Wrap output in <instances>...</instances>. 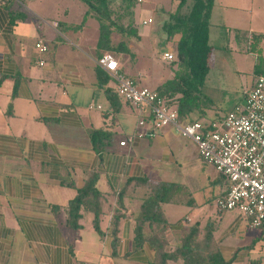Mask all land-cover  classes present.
Returning a JSON list of instances; mask_svg holds the SVG:
<instances>
[{
	"label": "crops",
	"instance_id": "1",
	"mask_svg": "<svg viewBox=\"0 0 264 264\" xmlns=\"http://www.w3.org/2000/svg\"><path fill=\"white\" fill-rule=\"evenodd\" d=\"M60 3L66 6L50 8L45 0L0 6V264H153L154 240L170 251L193 226L230 264H264V229L238 210H218L227 182L197 144L173 125L140 136L138 121L148 109L122 97L114 109L107 89L116 83L101 86L96 77L99 24L90 42L84 31L95 18L78 28L72 7ZM84 6L78 16H86ZM215 10L216 3L212 19ZM40 40L46 53L36 47ZM166 67L137 69L133 79L156 89L175 76L176 66ZM163 74L170 77L159 83ZM93 174L103 234L94 226L95 206L82 209L79 229L68 225V205ZM156 185H165L161 219L138 229Z\"/></svg>",
	"mask_w": 264,
	"mask_h": 264
},
{
	"label": "trees",
	"instance_id": "2",
	"mask_svg": "<svg viewBox=\"0 0 264 264\" xmlns=\"http://www.w3.org/2000/svg\"><path fill=\"white\" fill-rule=\"evenodd\" d=\"M80 1L86 5L88 12L78 28L84 26L89 16L94 17L99 24V38L96 45L97 61L107 53L114 54L117 58L123 53L134 57L135 55L126 41L114 45L112 40L117 31L121 34L140 38L134 21L125 27L126 25L120 22V15L114 17L110 0ZM133 1L142 3L143 0H131V4ZM178 2L176 10L163 25L167 40L176 42L175 57L171 63L172 67L176 66L177 70L174 78L165 81L154 90L169 108L177 111L181 119H190L191 122L198 121L207 125L215 120L223 119L227 114H220L216 111L215 115L210 118L206 115L208 108L202 104L205 98L203 88L210 71L213 52V47L210 44V28L216 0H179ZM236 35L238 38L251 37L253 39L251 51L254 54L260 52V44L264 40V34L238 30ZM120 72L133 79L127 75L122 67ZM253 75H264V58H261L260 62L255 65ZM96 77L101 86H108L110 82H115L112 76L99 65L96 66ZM136 84L138 85L137 82ZM107 93L114 109H117L121 96L116 91V85L115 88H108ZM222 177L226 180L228 187V180L223 175ZM97 181L98 176L96 174L91 175L86 185L79 189L75 198L70 201L68 225L71 228L79 229L81 227L79 223L81 211L91 205L92 207L95 206L93 210L95 229L98 233L103 234L100 227V209L96 206L101 194L97 188ZM164 188L165 185H156L152 194L144 201L143 209L146 216L137 225L138 229L148 225V223L153 225L154 221L161 219L160 208L161 204L165 202ZM226 191L222 196L226 194ZM118 219L119 216H115L110 230L114 238V246L118 244V223L116 222ZM199 233L200 229L193 226L190 232L182 238L179 246L170 251L165 248V241L154 240L152 245L157 254L156 262L153 264H167L170 260H182L184 264H230V261H226L212 247L209 236L205 235L199 239Z\"/></svg>",
	"mask_w": 264,
	"mask_h": 264
},
{
	"label": "built area",
	"instance_id": "3",
	"mask_svg": "<svg viewBox=\"0 0 264 264\" xmlns=\"http://www.w3.org/2000/svg\"><path fill=\"white\" fill-rule=\"evenodd\" d=\"M9 1L0 0V6ZM36 47L40 53L48 51L41 40ZM174 57L172 49L163 54L167 61ZM97 65L112 76L117 93L129 105L139 111L148 109V117L138 121L140 136H155L157 129L173 125L183 136L193 139L201 158L229 182L226 194L216 201L218 210H238L250 226L264 229V75L254 76L242 103L223 119L205 125L198 121L183 123L177 111L169 108L154 89L139 87L135 80L121 73L120 63L113 54H105ZM148 123L153 129L146 128Z\"/></svg>",
	"mask_w": 264,
	"mask_h": 264
},
{
	"label": "rangeland",
	"instance_id": "4",
	"mask_svg": "<svg viewBox=\"0 0 264 264\" xmlns=\"http://www.w3.org/2000/svg\"><path fill=\"white\" fill-rule=\"evenodd\" d=\"M110 1L114 17L120 15V22L126 25L125 27L134 21L140 35V38H137L121 34L119 31L114 33L113 44L126 41L135 55L131 57L123 53L117 58L113 54L119 59L122 69L131 77L137 69L153 66L157 67V70L168 71L170 67L167 68L166 64L168 63L169 66L172 63L163 61L161 57L169 46L172 49L176 48V42L171 40L172 44L167 40L163 25L176 10L179 0H143L142 3L133 1V4L131 0ZM17 2L21 4L20 1ZM45 2L50 8L55 7V9L58 5L61 9L66 6L60 2L70 5L72 7L70 19L79 24L83 22L84 16H78L77 9L84 5L79 0H45ZM214 15L210 28V44L213 52L210 71L203 88L205 98L202 103L208 108L210 115H213L215 109L220 114L231 111L244 101V92L253 84L255 65L264 58V41L260 44V52L254 54L251 51L253 39L247 36L238 38L236 33L238 30H244L264 34V0H216ZM149 19L152 21L147 22ZM94 25H98L95 20L87 24L84 31L85 36L86 33L89 34L90 42L95 39L91 33L97 31ZM153 46L157 51L153 50ZM164 77L167 79L170 74H163L156 80L161 83Z\"/></svg>",
	"mask_w": 264,
	"mask_h": 264
}]
</instances>
